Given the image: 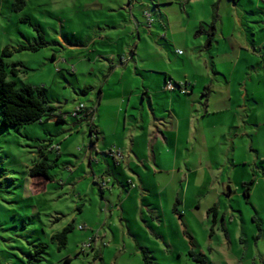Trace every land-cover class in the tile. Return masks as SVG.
Returning a JSON list of instances; mask_svg holds the SVG:
<instances>
[{
    "label": "rangeland",
    "instance_id": "374dc122",
    "mask_svg": "<svg viewBox=\"0 0 264 264\" xmlns=\"http://www.w3.org/2000/svg\"><path fill=\"white\" fill-rule=\"evenodd\" d=\"M14 1L0 0V51L5 46L11 50L3 57L7 69L13 62L19 63L16 75L8 73V78L14 79L16 86L26 83L43 86L48 103L61 111L64 121L49 118L18 128L0 127V264H142L140 251L134 250V246L146 249L155 264H198L188 255L189 249L201 251L205 264H236L234 257L242 259L255 251L252 235L246 244L242 243L244 234L254 230L262 232L258 246L264 249V221L262 225L257 223L240 188L243 170L247 177L257 171V162L250 157L247 164L234 165L236 171L230 180L233 192H239L232 197L234 220L229 221L228 214L224 218L220 212L212 221V213L206 214V208L213 202L220 210L229 208L226 179L230 165L222 155L229 146L227 142L215 146L212 164L197 160L189 166L193 170L187 189L188 180L179 178L177 172L173 178L171 172L164 173L159 180L152 176L148 191L153 194L150 201L159 210L161 224L146 221L150 216L143 206L146 201L142 202L140 190L128 187L130 184L125 180L122 185H111L110 191L101 189L93 178L98 176L97 169L106 167L104 158L108 156L101 149L98 154L90 149L95 162L88 164L90 139L86 118L82 114L78 118L71 115L78 103H91L84 87L95 76L83 70V62L79 63L82 58L87 59L83 57L86 52L76 47L71 50L62 39L74 44L85 42L97 26L102 0H23L17 7L13 6ZM136 1L134 16L141 19V11L147 10L152 20L149 26L141 25L147 32H153L147 42L139 41L142 56L148 43L152 45L154 41L174 60L187 57L190 47L198 49L202 41L206 42L209 25L202 26L201 32H196L200 26L185 27L187 20L191 24L204 13V7L209 13L208 3L206 6L200 3L204 0ZM262 6L264 9L263 1ZM252 11L254 14L249 13L248 26L244 27L248 38H256L259 27L264 29V12ZM253 16L258 19L252 20ZM102 23L106 21L102 19ZM40 37L44 40L41 47L16 49L20 44L39 42ZM85 110L86 107L82 112ZM249 119L252 121L253 117ZM255 144L264 153V145ZM41 155L50 161L47 172L52 179L30 174L31 164ZM236 155L241 156L240 148ZM178 167L179 173L186 169L181 164ZM183 188L188 190L186 199L181 196ZM173 190L182 199L181 216L170 214L168 208L167 198ZM69 222L73 228L67 232L65 246L58 249L50 236ZM41 243L45 245L43 249L34 253ZM30 254L39 259L30 258ZM258 261L255 260L256 264H264V260Z\"/></svg>",
    "mask_w": 264,
    "mask_h": 264
},
{
    "label": "crops",
    "instance_id": "0c3cea01",
    "mask_svg": "<svg viewBox=\"0 0 264 264\" xmlns=\"http://www.w3.org/2000/svg\"><path fill=\"white\" fill-rule=\"evenodd\" d=\"M262 1H201L202 6L208 3L209 13L204 7V13L191 24L187 20L185 27L209 25L216 6L212 36L209 41L208 38L202 41L200 48L190 47L187 57L178 60L170 58L166 49L155 41L152 45L148 43L142 56L139 41L147 42L153 32L141 26L146 25L143 15L141 19L134 16L136 0L99 2L103 10L98 11L97 26L83 43H69L59 34L71 50L76 47L86 52L83 57L87 59L82 58L79 63L83 62V70L95 76L85 84L89 89L84 94L90 96L91 103L85 104L86 110L81 112L86 118V133L90 139L87 159L91 165V161L95 162L91 150L98 154L101 149L111 160L104 158L106 167L97 169L98 176L93 179L99 182L101 189L109 191L111 185H122L124 180L130 184L128 187L138 188L141 201H146L143 206L150 214L146 221L151 225H155L154 220L162 223L159 210L150 201L153 194L150 195L147 184L152 176L159 180L158 177L171 172L173 178L177 172L179 178L188 180L185 181L187 189L193 170L188 169L189 166L197 160L212 164L215 146L226 142L229 146L222 155L230 165L226 179L229 208L220 210L213 202L206 208V214L210 215L208 210L214 206L215 217L221 212L222 217L228 214L229 221L234 220L232 197L239 192H233L230 180L236 171L234 165L247 164L250 157L259 168L250 177L245 170L240 174L241 194L245 205L254 211L257 223L262 225L264 221V153L261 154L255 144L264 145V29L258 28L256 38H248L244 29L248 26L249 13L254 14L252 10L264 12ZM240 2L242 6H238ZM102 19L106 23H102ZM257 19L252 17V20ZM167 81L183 82L187 92L181 93L178 88L169 90ZM249 116L253 117L252 121ZM111 148L118 150L122 157L111 156ZM176 164L186 169L179 173L180 167ZM248 180L251 181L249 191L244 195V182ZM185 188L181 196L186 199L188 190ZM168 197L170 214L181 216L182 199L178 191L173 190ZM194 200L199 206L198 197ZM118 207L123 215L120 201ZM250 236L255 239V251L250 256L243 255L242 259L234 257L236 264H256L255 260L259 259L260 263L264 260V249L258 246L262 232L254 230L244 234L242 243L246 244ZM247 248L245 245V250ZM134 250L139 249L134 246Z\"/></svg>",
    "mask_w": 264,
    "mask_h": 264
},
{
    "label": "trees",
    "instance_id": "16d2710c",
    "mask_svg": "<svg viewBox=\"0 0 264 264\" xmlns=\"http://www.w3.org/2000/svg\"><path fill=\"white\" fill-rule=\"evenodd\" d=\"M22 4L23 0H15L12 4L14 7H17ZM216 6L213 9V19L209 24V31H207V40L209 41L212 36V29L214 28V20L216 19ZM203 27L200 26L196 32L203 31ZM44 43V40L40 37V41L36 43L29 44H20L16 49H31L35 50L38 47H41ZM11 53V50L8 47H3L0 51V127H21L33 121H41L42 119L47 120L52 118L56 122L64 121V116L57 112V107L55 105L49 104L45 88L43 86L31 85V84H22L19 86L15 85L14 79L8 78V73L16 75L19 70L17 66L19 63L13 62L9 69L4 61V56H7ZM89 89V86L84 87V90ZM206 94V93H204ZM92 132L90 127L89 129ZM93 142V140H91ZM42 157L38 160H35L30 168L31 175H40L45 179H52V176L48 174L47 169L51 166L50 161L46 155H41ZM251 181L248 180L244 182V195L248 194L249 186ZM215 207H210L208 212L212 213V221L214 220ZM73 228L71 222L67 223L62 229L54 232L50 239L57 243V248L64 247L67 241V232ZM44 244H38L35 248L34 253H39ZM142 264H155L152 257L146 249H139ZM188 255L196 261L198 264H205L204 254L200 251H194L189 249L187 251ZM32 259H39L38 256L30 254L29 256Z\"/></svg>",
    "mask_w": 264,
    "mask_h": 264
},
{
    "label": "built area",
    "instance_id": "2783aa9c",
    "mask_svg": "<svg viewBox=\"0 0 264 264\" xmlns=\"http://www.w3.org/2000/svg\"><path fill=\"white\" fill-rule=\"evenodd\" d=\"M142 14H143V17L145 19L146 25L149 26L152 22L151 17H150V13L147 10H145V11H143ZM166 87L169 90H173L175 88H178V90L181 93L187 92V88L183 82L177 83V82L167 81ZM84 108H85L84 103H82V102L78 103V105L71 111V115L73 117L78 118L80 116L81 112L84 110ZM59 113L61 114V112H59ZM61 115H63V114H61ZM109 154L111 156H113L114 158H121L122 157L120 152L118 150L113 149V148L109 149ZM79 228H82V225H79ZM83 245L87 246V245H89V243H85Z\"/></svg>",
    "mask_w": 264,
    "mask_h": 264
}]
</instances>
